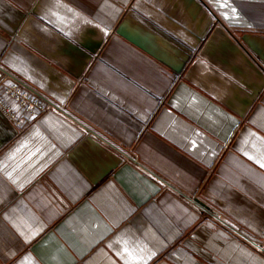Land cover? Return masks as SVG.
Instances as JSON below:
<instances>
[{
    "label": "crops",
    "instance_id": "obj_1",
    "mask_svg": "<svg viewBox=\"0 0 264 264\" xmlns=\"http://www.w3.org/2000/svg\"><path fill=\"white\" fill-rule=\"evenodd\" d=\"M0 67V264H264V0H0Z\"/></svg>",
    "mask_w": 264,
    "mask_h": 264
},
{
    "label": "built area",
    "instance_id": "obj_2",
    "mask_svg": "<svg viewBox=\"0 0 264 264\" xmlns=\"http://www.w3.org/2000/svg\"><path fill=\"white\" fill-rule=\"evenodd\" d=\"M0 70V110L15 125L25 123L20 111L32 118L57 108L49 97L32 85L2 67Z\"/></svg>",
    "mask_w": 264,
    "mask_h": 264
}]
</instances>
